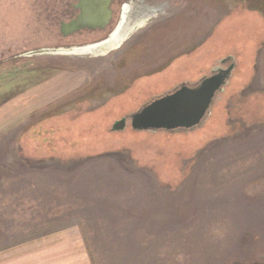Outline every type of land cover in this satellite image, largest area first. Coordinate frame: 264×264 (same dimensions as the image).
<instances>
[{
    "label": "rangeland",
    "instance_id": "rangeland-1",
    "mask_svg": "<svg viewBox=\"0 0 264 264\" xmlns=\"http://www.w3.org/2000/svg\"><path fill=\"white\" fill-rule=\"evenodd\" d=\"M68 1L0 0V105L53 89L0 136V250L69 231L90 264H264V0H124L105 31L64 37ZM122 22L139 28L94 53ZM227 65L199 125L134 130L142 107Z\"/></svg>",
    "mask_w": 264,
    "mask_h": 264
},
{
    "label": "water",
    "instance_id": "water-1",
    "mask_svg": "<svg viewBox=\"0 0 264 264\" xmlns=\"http://www.w3.org/2000/svg\"><path fill=\"white\" fill-rule=\"evenodd\" d=\"M74 8L79 14L67 23L61 30L64 37L75 35L82 31H105L112 24L114 11L113 0H76ZM125 17H123L124 19ZM219 68L206 83L197 87H186L178 93L155 101L140 115L131 118L133 127L138 130L191 129L199 125L208 112L215 94L226 84L233 70ZM127 119H121L113 125L114 131L126 127Z\"/></svg>",
    "mask_w": 264,
    "mask_h": 264
},
{
    "label": "crops",
    "instance_id": "crops-1",
    "mask_svg": "<svg viewBox=\"0 0 264 264\" xmlns=\"http://www.w3.org/2000/svg\"><path fill=\"white\" fill-rule=\"evenodd\" d=\"M192 66L198 70L200 67L205 68V60L200 56L197 61L192 62ZM216 66L217 63L213 64V67ZM210 70L211 68L206 71L210 73ZM197 77L198 75H189L185 85L191 86L187 81L193 82L195 78L199 79ZM52 91L51 78L0 105V136L12 125L21 123L31 114L34 115L40 109L42 100L52 98ZM0 264H90V261L82 239L69 234V231H62L48 233L0 250Z\"/></svg>",
    "mask_w": 264,
    "mask_h": 264
},
{
    "label": "flooded vegetation",
    "instance_id": "flooded-vegetation-1",
    "mask_svg": "<svg viewBox=\"0 0 264 264\" xmlns=\"http://www.w3.org/2000/svg\"><path fill=\"white\" fill-rule=\"evenodd\" d=\"M77 3V1L76 0H69L68 2H67V5H66V7H65V9H64V11H63V16H70L69 17V20L68 21H60V20H62L61 18H59V17H57L56 16V18H58V20H59V22H60V33L62 34V30H61V27H62V24L63 23H67V22H69V21H71L72 19H74L78 14H79V11L78 10H76L75 8H74V5ZM123 3H124V0H113V4H112V9H113V11H114V18H115V12H116V8H122L123 7ZM123 10H125V9H123ZM124 13H126L125 11H124ZM149 16V15H148ZM114 18H113V20H114ZM124 20H125V18H124ZM142 20V19H141ZM140 20V21H141ZM140 21H138V22H140ZM137 22V23H138ZM124 22H122L120 25H122L123 27L125 26V28H127L126 30L128 31V34L131 32V31H133L134 29H137V28H139V26H137V24H135V25H132V26H130L128 23H124ZM122 27V28H123ZM125 28H123V29H125ZM82 32H86V31H82ZM88 32H92V31H88ZM111 40V41H110ZM109 41H108V44L107 45H103V44H99V45H94V46H92L93 48H96L95 49V51H94V53L96 52H100V50L102 49V46L103 47H107V46H112V45H110V42H116V38L115 37H113L112 39H110ZM107 41V40H106ZM101 46V47H100ZM97 50V51H96ZM230 66V65H229ZM228 65H227V67H225L226 69L229 67Z\"/></svg>",
    "mask_w": 264,
    "mask_h": 264
},
{
    "label": "trees",
    "instance_id": "trees-1",
    "mask_svg": "<svg viewBox=\"0 0 264 264\" xmlns=\"http://www.w3.org/2000/svg\"><path fill=\"white\" fill-rule=\"evenodd\" d=\"M66 5H67V2L65 3ZM65 4L63 5V9H61V11L63 12L64 11V9H65ZM62 19V18H61ZM214 77V75H211V76H205V78H203L202 80H200L197 84H195V86H193V87H197V86H199V85H201V84H204V83H206L210 78H213ZM186 87H188L189 88V86H186V85H184L182 88H177L176 90H174L173 92H171L170 94H168V95H164V96H162V97H160L158 100H160V99H164V98H166V97H169V96H171V95H174V94H176V93H178L180 90H183V89H186ZM158 100H154L152 103H154L155 101H158ZM152 103H150V104H148L147 106H145V107H142L139 111H137L135 114H133L132 115V117H134V116H136V115H140L145 109H147L148 108V106L149 105H151ZM131 117V118H132ZM134 130H138V129H134ZM149 130H154V131H157V130H166V131H170V130H168V129H154V128H150ZM144 131V130H143ZM148 131V130H147ZM110 132H113V130H111V129H108V130H106L105 131V133L107 134V135H111L112 133H110ZM172 132H174V131H172ZM91 133H90V131H89V135H90ZM94 137V136H93ZM108 137V136H107ZM94 138H99V141L98 142H101V140L103 141V139L101 138V136L99 135V134H96V137H94ZM113 138V137H112ZM154 139V138H153ZM75 140H77V138L75 137ZM95 141H97V140H95ZM70 145H74V144H70ZM52 151L54 152V153H56L57 152V149H56V147L54 146V144H53V140H52ZM55 159H57V160H59V159H63V157H61V156H57V154H56V156L54 155L53 156ZM249 259H244V260H241V259H235V260H232V262H228V264H261V263H255V262H249L248 261Z\"/></svg>",
    "mask_w": 264,
    "mask_h": 264
},
{
    "label": "bare ground",
    "instance_id": "bare-ground-1",
    "mask_svg": "<svg viewBox=\"0 0 264 264\" xmlns=\"http://www.w3.org/2000/svg\"><path fill=\"white\" fill-rule=\"evenodd\" d=\"M121 27H122V25H120V27L111 35V38L110 39H112L113 37H115L116 39H117V41L116 42H114V47H119L120 46V44L123 42V40L126 38V35L125 34H123L122 33V35H120L121 34ZM121 36V37H120ZM110 39H108L107 41H104V42H102V43H100V45L101 44H103V45H107L108 44V41L110 40ZM111 41V40H110ZM99 45V44H98ZM101 47V46H100ZM110 48H112V47H110V46H107V47H103L102 46V49L100 50V51H102V50H109ZM73 53H76V54H79V51H77V49L76 50H74V51H72Z\"/></svg>",
    "mask_w": 264,
    "mask_h": 264
}]
</instances>
